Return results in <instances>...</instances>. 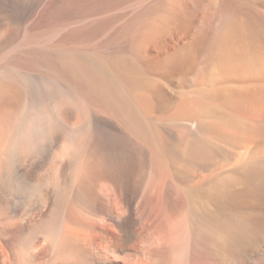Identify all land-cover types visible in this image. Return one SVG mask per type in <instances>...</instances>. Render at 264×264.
<instances>
[{
	"label": "bare ground",
	"instance_id": "bare-ground-1",
	"mask_svg": "<svg viewBox=\"0 0 264 264\" xmlns=\"http://www.w3.org/2000/svg\"><path fill=\"white\" fill-rule=\"evenodd\" d=\"M38 2L0 0V47ZM152 4L149 33L115 52L47 44L26 82L9 66L0 218L17 224L16 206L47 207L51 191L19 247L64 230L61 256L79 264H264V0ZM68 111L80 115L72 126ZM51 154L49 177L32 182Z\"/></svg>",
	"mask_w": 264,
	"mask_h": 264
},
{
	"label": "rangeland",
	"instance_id": "rangeland-1",
	"mask_svg": "<svg viewBox=\"0 0 264 264\" xmlns=\"http://www.w3.org/2000/svg\"><path fill=\"white\" fill-rule=\"evenodd\" d=\"M155 1L158 2V0H39L36 8L33 9L30 15L28 16L29 18H26L23 21V23L20 24L21 26L18 29V33H17L18 35L16 34L17 35L16 38H14L11 41L12 44L7 43L5 45L6 47L5 46L0 47V67L4 63H5L4 67H7V68H1L2 70L5 69V71L3 70V72L0 69V78H1L0 83L2 82H5V84L8 83L7 74L5 72L10 69L9 66L15 67V68L18 67L16 70L20 71L19 72L20 77L16 76V78L19 77L20 79L21 77L22 78L24 77L21 72L39 71L40 66L36 62V58L39 56L38 54H40L42 50L44 49L47 50V48L50 51L59 46V48L61 47L63 49L64 48L65 49H68V48H79L80 49L81 48V49L88 50V52L97 50V49H98L97 51L115 52L116 49L120 48V46L122 47L125 44L127 45V42L129 41L130 37L131 36L134 37L133 34H135V37H134L135 40H138L139 38H141V35L143 32L147 31L149 33V21H147V19L150 20L151 22L152 11L150 10L153 7L152 3H157ZM148 12L150 13V15ZM147 13H148L149 18H147ZM136 37H139V38L137 39ZM186 39L187 38H184L183 42L187 41ZM150 43H151L150 40L149 41L147 40L148 50L151 48L150 45H152ZM46 45L49 47H44ZM42 47L44 48L42 49ZM42 53H41V56L44 54ZM4 73L6 74V76ZM11 77L13 76L10 75L9 78L11 79ZM16 78L14 80V77H13L12 80H10L9 82H11L12 84H14L15 82V84L18 83L19 85L20 84L22 85V81H21L22 79L20 80L19 78L18 79ZM25 79L26 78L24 77L23 82H26ZM18 84L15 86L16 87L18 86V88H21L20 87L21 85L19 86ZM176 84H177L176 85L177 87L178 82H176ZM46 97L47 96H45L44 99ZM46 99L45 101H42V103L45 102L47 104L41 103L40 105L42 106L43 109H45V112H47L46 108L47 109L54 108L52 106L53 103H50L52 104L50 105L48 101H46ZM63 100L64 99H62V101ZM57 101L59 102V99L56 100V102ZM62 101H60L59 103H61V105L64 104L61 107L62 109H64L67 105V102H66L67 100L66 101L64 100L63 102ZM68 114H71L72 116ZM68 114H67V120H69L68 124L69 126L70 125L72 126V124L74 125L78 121V119L80 118L78 116L80 115L76 111H68ZM65 137L67 136L61 135L60 137H57V140L54 142L55 145L53 144L52 146V153H53V150H54V153L56 154H57V151L58 152L60 151V149L58 150V148L60 146H61L60 148H62L61 144H63L62 142ZM51 155L47 159V161H45L44 164L41 165L39 170L35 169L33 171H29L28 174H30L31 180H34L32 182H35L37 178L43 179L46 176L45 173H47V178L49 177L48 176L49 169L47 168H49V165L52 164L53 155L52 156ZM69 161L67 163L71 162ZM222 169L223 167H220V169L218 170L214 169L213 171L206 170L205 172H202L201 177L199 175L195 177V179L197 178L195 181L201 180V178L207 177L210 174L217 173L218 171H221ZM192 183H194V180L188 184H191L192 186ZM52 188L53 187H51V189ZM155 188L157 191L159 190V188L157 186L152 188V193L155 191V195H156L157 191L155 190ZM49 195L51 198H50V201L47 207L43 208L42 206H31L29 209L25 210L26 209L25 206L29 205L28 201L30 198L29 199L26 198L27 200L24 199V201H22L19 206H16L14 211L9 213L11 214L9 216L10 217L12 216L14 218V221L16 222L19 221L17 224L7 226V219H6L7 214L6 216L4 215L5 218L3 217L5 220L3 218H0L1 221L3 220L5 221V224L3 227L4 233H2V231L0 233V238H1L0 239V264H22V262H24V264L25 263L27 264V262H29V264H69V263L79 264L81 260L79 257L72 256L73 258L69 257L68 259H65V257L61 256L59 249L62 246L60 244H62L61 238L64 236V230H61L63 231V234L60 231L61 233H58L54 236L53 235H43L42 233L38 234V236L33 240L32 242L33 244H31V247L30 245L27 244L28 248L30 247L29 249L27 248V246H24L26 244L25 242H24L25 244L21 243L20 247H19V244H17L18 243L17 237L18 236L20 237L22 234L24 235L27 229H29V224L35 223L36 222L35 220H38L40 217L45 216L49 212L52 206L51 202H53L52 196H54V194L50 191ZM35 201L33 200L32 203L33 202L35 203ZM180 205H182V202L180 203ZM182 206L185 211V206L184 205ZM29 220L32 222H30ZM59 234L63 236H59ZM26 241L28 243V240ZM25 248H27L26 249L27 252H25L26 251L24 250ZM23 251H24V254H23ZM250 264H254V261L250 262Z\"/></svg>",
	"mask_w": 264,
	"mask_h": 264
}]
</instances>
